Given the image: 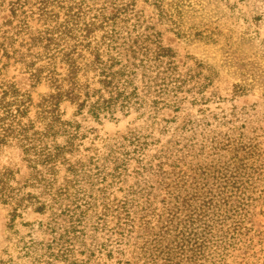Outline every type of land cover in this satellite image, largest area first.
<instances>
[{"label":"trees","instance_id":"trees-1","mask_svg":"<svg viewBox=\"0 0 264 264\" xmlns=\"http://www.w3.org/2000/svg\"><path fill=\"white\" fill-rule=\"evenodd\" d=\"M186 7L188 0H2L0 13L9 16L0 22V49L23 65L29 88L0 83V151L14 144L21 150L30 186L52 184L38 165L52 171L68 164L72 178L53 194L47 219L17 233L18 255H0V264H99L104 257L133 264L126 257L132 246L142 264H227L246 247L254 226L250 192L260 182L246 164L253 152L248 127L236 123L248 109L233 104L209 118L192 115L217 96L220 65L181 57L164 35L217 48L221 66L237 77L234 95L257 92L264 101L257 29L264 0H207L217 18L203 30L184 27ZM0 64L1 75L8 64ZM42 81L50 90L36 104V120L25 123ZM65 102L75 107L71 119L61 112ZM133 112L142 124L88 163H69L67 155L95 129L86 122ZM14 173L0 170V201L45 215L48 205L31 194L22 205ZM115 186L121 199L112 200Z\"/></svg>","mask_w":264,"mask_h":264},{"label":"rangeland","instance_id":"rangeland-1","mask_svg":"<svg viewBox=\"0 0 264 264\" xmlns=\"http://www.w3.org/2000/svg\"><path fill=\"white\" fill-rule=\"evenodd\" d=\"M191 2V8L186 7L182 13V21L186 29L198 25V29L203 30V25L208 23L211 19H216L217 14L212 10V8L205 7L207 5V0H188ZM2 0H0V3ZM186 5H189L186 2ZM243 11L247 12L249 7L241 4ZM252 9V8H251ZM152 11L148 8V12ZM8 12L0 13V22L8 17ZM39 24L34 23L33 27H38ZM255 27V26H254ZM261 38H264V22L257 27ZM1 35V33H0ZM165 44L169 45L175 49L178 54L183 56H193L198 59H204L212 63L219 64L220 68L219 77L214 81V88L217 92V96L211 99L209 102L204 103L201 108H203V113H201L196 108L190 109V113L196 117L209 118V115L213 113H220L222 110L230 109L232 105H237L239 107L246 106L248 109V118H240L236 121L237 125H247L245 141L252 143L253 152L251 156L247 159L246 164L248 166L254 165V168L259 171V177L257 181L258 186L250 192L251 205L253 207V217L252 220L254 226L245 237L244 245L246 247L243 251H236L235 255L228 259L227 264H264V101L260 98L259 94H249L246 96L234 95L233 85L238 82L237 77L232 73V70L228 69L227 66H221L223 64V58L221 53L217 51V48L212 46H205L201 42L189 40H181L175 37L174 34L167 32L164 35ZM20 41L15 42V47L19 50H26L25 47H20ZM0 59L3 64H8L5 69L2 70L0 75L1 82H15L22 90L28 89V85L25 84L24 77V67L21 63H15L13 59L10 61L3 56V51L0 49ZM2 64H0L1 67ZM61 70V67H59ZM49 86L45 81L39 84L35 91L32 92L33 106L29 107V114L25 116L23 121L26 123L30 117L32 120H36L37 108L36 104L40 101L41 97L49 92ZM2 95V89L0 88V96ZM63 117L65 119H71L75 112V107L65 102L60 107ZM182 113L180 121L183 119ZM85 123V122H84ZM85 124L91 125L93 128L92 133H89L86 138L79 141V146L77 151L72 155H67L69 163L76 164L77 162H82L84 164L90 161L91 157H94L96 153L103 154L109 145L116 143L121 140L123 136L127 135L135 127L142 124V119L137 118V113H131L128 116H122L118 113L115 118L107 119L104 118L100 122H86ZM38 126L39 124L36 123ZM213 126H211L212 128ZM209 128V129H211ZM9 167L14 170V179L11 184L14 187L19 188L18 197H23L22 205L28 203V194L35 196L38 200L33 198V201H40L41 203H46L48 205L47 212L42 215L34 211L35 206H27L25 209L17 207L15 203H2L0 201V255L4 259L10 257L15 258L17 253V238L18 234L24 235L28 232L25 223H33L40 220H46L50 214V205L54 204L53 194L60 188L64 187L72 177L69 171H67L68 164H58L55 169L48 171L41 165H38V169L42 171L44 176L52 182L51 185L46 188L30 186L31 169L27 167V163L22 161L21 150L14 145L4 146L0 151V170L3 167ZM258 174V173H257ZM29 180L27 185L26 181ZM133 179H130V183ZM112 200L121 199L124 192L119 189V186H115L111 190ZM36 205V204H35ZM16 212L14 211V208ZM16 213L17 216L13 219V214ZM114 220L110 221V226L114 225ZM251 225L248 224V227ZM18 233V234H17ZM252 240H248V239ZM131 251L127 253V258L132 261L133 264H142V260L137 259L139 256V249L137 246H132ZM117 258L109 259L102 258L99 260V264H117ZM137 262V263H136ZM159 264H163L162 261Z\"/></svg>","mask_w":264,"mask_h":264}]
</instances>
